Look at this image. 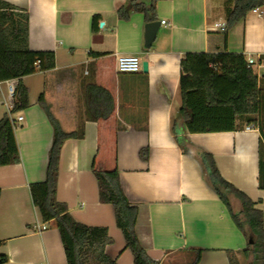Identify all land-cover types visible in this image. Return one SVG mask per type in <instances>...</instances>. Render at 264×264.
I'll list each match as a JSON object with an SVG mask.
<instances>
[{
  "label": "crops",
  "instance_id": "0c3cea01",
  "mask_svg": "<svg viewBox=\"0 0 264 264\" xmlns=\"http://www.w3.org/2000/svg\"><path fill=\"white\" fill-rule=\"evenodd\" d=\"M6 1L28 11L30 49L54 51L56 63L23 77L30 104L14 114L24 116L15 127L21 161L0 166V254L8 257L1 264H68L56 221L42 219L30 193V184L45 178L53 138L52 123L39 103L41 94L65 131L84 129L82 138L66 139L62 145L57 198L67 203L76 220L108 228L113 242L106 253L118 264L136 263L113 206L99 199L93 164L104 170L118 167L126 195L139 208L136 231L152 259L190 264L201 249L198 264H248L243 250L249 228L236 224L207 181L199 152L211 153L221 175L264 212L259 152L264 110L238 130L189 132L177 117L182 105L179 82L187 52L226 50L264 57V11H250L225 34L212 27L226 21V0H158L155 21L167 24H161L146 47V13L131 10L127 19L118 15L133 0ZM134 1L148 7L152 0ZM96 14L100 18L94 31ZM121 55L140 56L148 71L118 72ZM259 79L264 105V68ZM95 86L113 98L107 116L97 113L106 105ZM6 92L1 81L0 100ZM5 113L0 105V118ZM175 119V131L187 141L189 153L173 133ZM143 147L150 149L147 160L140 156ZM230 203L233 212H240L238 198L231 196Z\"/></svg>",
  "mask_w": 264,
  "mask_h": 264
},
{
  "label": "trees",
  "instance_id": "16d2710c",
  "mask_svg": "<svg viewBox=\"0 0 264 264\" xmlns=\"http://www.w3.org/2000/svg\"><path fill=\"white\" fill-rule=\"evenodd\" d=\"M150 5L132 1L131 6L118 10L121 19H127L131 10H142L148 21H155L156 2ZM264 6V0H226L225 18L228 29L244 20L256 7ZM100 15L93 17V30L98 27ZM225 34H227L225 32ZM29 13L6 0H0V81L16 79L18 83V102L14 112L29 106V91L23 77L38 70L47 71L55 67L54 51H36L29 47ZM227 36V35H226ZM182 74L180 93L182 105L180 118L189 132H218L241 129L244 123L255 120L254 114L264 110L263 93L259 77L249 66L247 57L241 52L226 50L216 52H187L181 59ZM95 91L104 103L105 110L97 112L100 116L111 113L113 98L105 89L95 86ZM39 103L46 110L53 126V138L48 151L45 178L30 184L33 203L38 207L45 222L55 220L59 230L68 264H118L116 258L106 253V246L113 242L106 226L84 224L74 218L67 203L58 200L57 186L60 169V152L66 139L82 138L84 129L67 132L52 115L44 95ZM97 109V108H96ZM99 109V108H98ZM177 120L173 123V133L185 153H189L187 141L178 138L175 131ZM150 149H140L143 159L149 158ZM260 187L264 188V142H260ZM206 171V179L231 211L239 227L247 225L249 239L243 254L248 264H264V212L256 207L245 192L235 187L220 173L214 156L204 150L199 152ZM21 154L15 135V127L9 115L0 118V166L19 163ZM93 173L98 182L99 199L114 208L117 226L122 230L125 247L130 249L136 264H160L152 259L137 234L136 224L139 208L126 195L120 180L118 167L111 170L99 169L93 164ZM1 193V191H0ZM241 202L240 212H233L230 197ZM252 239V242L250 241ZM2 242L0 241V245ZM201 249L196 250L190 264H198L202 257ZM8 260L0 254V264Z\"/></svg>",
  "mask_w": 264,
  "mask_h": 264
},
{
  "label": "built area",
  "instance_id": "2783aa9c",
  "mask_svg": "<svg viewBox=\"0 0 264 264\" xmlns=\"http://www.w3.org/2000/svg\"><path fill=\"white\" fill-rule=\"evenodd\" d=\"M253 12H260L259 7L252 9ZM161 24H167L166 20H162ZM221 30L223 32L227 31L228 27L225 22H216L212 27V30ZM248 64L251 66L258 77L261 76V70L264 68V57L260 56H249L247 57ZM116 67L118 72L121 73H137L143 70V60L138 55H121L116 59ZM6 83L7 92L5 96L0 100V105L5 106L6 113L9 115L14 127L17 123L23 120V115L14 116V109L17 105L18 98V83L16 79H8L4 81ZM1 86V81H0ZM249 128V126H247ZM46 226L44 225L43 228Z\"/></svg>",
  "mask_w": 264,
  "mask_h": 264
},
{
  "label": "water",
  "instance_id": "95a60500",
  "mask_svg": "<svg viewBox=\"0 0 264 264\" xmlns=\"http://www.w3.org/2000/svg\"><path fill=\"white\" fill-rule=\"evenodd\" d=\"M161 26V22L160 21H152V22H148L146 24V34H145V46L146 47H150L152 42L156 39V35L158 32V29ZM148 71V62L144 61L143 62V72H147ZM250 241L252 242V239H250Z\"/></svg>",
  "mask_w": 264,
  "mask_h": 264
},
{
  "label": "rangeland",
  "instance_id": "374dc122",
  "mask_svg": "<svg viewBox=\"0 0 264 264\" xmlns=\"http://www.w3.org/2000/svg\"><path fill=\"white\" fill-rule=\"evenodd\" d=\"M260 9L264 11V6L260 7ZM250 13H252V12H250ZM250 55H251V54H250ZM248 56H249V55H248ZM253 56H256V55L253 54ZM99 169H100V168H99Z\"/></svg>",
  "mask_w": 264,
  "mask_h": 264
}]
</instances>
